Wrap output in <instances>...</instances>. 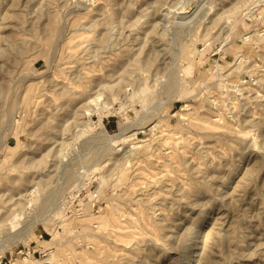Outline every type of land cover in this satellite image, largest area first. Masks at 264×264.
<instances>
[{
  "label": "rangeland",
  "instance_id": "374dc122",
  "mask_svg": "<svg viewBox=\"0 0 264 264\" xmlns=\"http://www.w3.org/2000/svg\"><path fill=\"white\" fill-rule=\"evenodd\" d=\"M1 258L264 264V0H0Z\"/></svg>",
  "mask_w": 264,
  "mask_h": 264
},
{
  "label": "bare ground",
  "instance_id": "6f19581e",
  "mask_svg": "<svg viewBox=\"0 0 264 264\" xmlns=\"http://www.w3.org/2000/svg\"><path fill=\"white\" fill-rule=\"evenodd\" d=\"M257 2H259L260 3V1H257ZM259 6V5H258ZM95 101V100H94ZM186 107H188V106H185V108ZM146 118V117H145ZM143 120H141L140 122H137L136 124H133V126H127V127H122L121 128V134L122 133H124V134H126V131L128 130V129H132L133 127H135V128H133L132 129V131H136V130H143V129H145L146 127V125L144 126V124L146 123L145 121H143ZM148 121V120H147ZM158 124V123H157ZM102 124H100V123H98L97 124V127H98V129L100 130V132H101V134H102V136L104 137V138H106V139H109V141H110V143H112L113 142V140H117V142H121V144H125L126 143V141H127V138H121V135L119 136V135H117V136H109L106 132H105V130L102 128V126H101ZM142 125L144 126V127H142ZM96 127V128H97ZM129 127H131V128H129ZM136 127H137V129H136ZM155 128V127H154ZM91 131V129H89V130H87V132H90ZM127 133H128V131H127ZM144 134L145 133H147L146 131H144L143 132ZM135 135V134H134ZM134 135H132V136H134ZM114 143H116V142H114ZM114 143H113V145H114ZM121 150V149H120Z\"/></svg>",
  "mask_w": 264,
  "mask_h": 264
},
{
  "label": "built area",
  "instance_id": "2783aa9c",
  "mask_svg": "<svg viewBox=\"0 0 264 264\" xmlns=\"http://www.w3.org/2000/svg\"><path fill=\"white\" fill-rule=\"evenodd\" d=\"M85 205L92 212L98 213L101 210V201H100L99 194L97 192L90 194L87 198V202ZM84 210L85 209L84 207L82 208V205L78 207V213L80 212L82 213ZM0 264H3L2 258L0 259Z\"/></svg>",
  "mask_w": 264,
  "mask_h": 264
}]
</instances>
